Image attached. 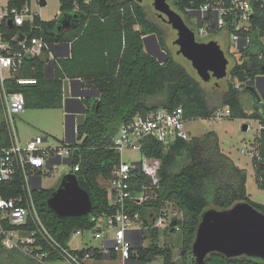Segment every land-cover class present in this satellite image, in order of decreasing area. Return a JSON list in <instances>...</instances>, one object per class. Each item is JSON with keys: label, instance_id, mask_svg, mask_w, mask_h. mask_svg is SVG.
<instances>
[{"label": "trees", "instance_id": "1", "mask_svg": "<svg viewBox=\"0 0 264 264\" xmlns=\"http://www.w3.org/2000/svg\"><path fill=\"white\" fill-rule=\"evenodd\" d=\"M25 1L10 0V6L22 7ZM208 1L176 0L172 6L178 13L191 16ZM253 1L257 3V0ZM61 4V16L53 21H41L37 17L34 24L27 23L22 28L6 26L5 31L7 40L11 41L17 34L27 33L30 37L43 38L54 47L71 44L70 55L56 60H51L48 52L46 57L28 56L20 75L34 78L37 83L20 85L7 79L4 87L10 94L22 93L26 108L39 110L64 108V82L67 79L81 80L84 89L100 92L99 97L86 100V119L78 125L77 142L71 144L75 149L73 163L80 164L76 175L80 186L91 195L93 212L84 217L61 218L48 206L50 196L57 189H41L33 193L45 225L61 244L67 246L75 231L93 229V217L110 216L117 211L110 204L108 192L100 181L109 179L121 160L113 147V138L122 124L136 115L146 116L159 108L174 110L182 107L188 120L211 119L216 107L211 105L200 82L171 56L161 60L147 52L146 44L152 39H157L161 49L165 50L164 34L148 18L141 3L136 0H61ZM258 4L261 14L252 19V30L241 33L243 37H250L248 46L242 49L247 50L245 60L232 68L231 81L221 104L231 108L229 119L260 121V136L255 143L259 155L253 161L259 187L264 190V114L259 107L254 113H247L241 97L243 92L254 95L247 88L254 87L257 77L264 75V44L261 41L264 37V7ZM187 8H192L193 13ZM60 19L71 20L72 28L59 30ZM211 20L212 14L209 15L210 28L215 31ZM52 61V72L47 73ZM235 80L239 81V86ZM166 81L169 83L165 95L159 99ZM10 144V129L0 89V147ZM142 152L162 161L160 199L142 206L128 204L127 211L132 215L139 213L144 224H148L152 213L160 212L167 202L173 203L183 214L178 220L183 242L179 259L174 260L173 248L159 244L160 231H150L151 245L138 249L137 260L141 264H153L158 257H162V264H197L193 244L203 213L211 205L227 210L246 202L264 213V204L254 202L248 193V171L222 151L216 132L194 137L191 141L178 140L168 151L156 139L147 138ZM24 196L21 174L13 181L0 183L1 199L21 200ZM1 240L0 235V264H22L16 263L15 257L23 253L4 249ZM27 258L32 262L29 264H41ZM103 258L102 254H96V259ZM52 259L49 256L48 260ZM205 264H264V260L213 254Z\"/></svg>", "mask_w": 264, "mask_h": 264}, {"label": "built area", "instance_id": "2", "mask_svg": "<svg viewBox=\"0 0 264 264\" xmlns=\"http://www.w3.org/2000/svg\"><path fill=\"white\" fill-rule=\"evenodd\" d=\"M43 1H46V5H43ZM174 1L176 0H171L170 3ZM257 3L261 8L264 7V0H257ZM257 3L253 0H215L214 3L209 0L198 12L193 13L192 8H187V11L193 13L192 16L196 18L198 25L197 15L201 17L202 27L198 26V34L202 38L225 30L241 50L250 42V37H243L241 33L250 32L253 28L252 19L261 14ZM47 7L48 0H26L22 7H11L10 0H0V89L11 136V144L0 147V183L13 181L21 174L25 192L21 200L0 198L1 245L9 251H20L41 264H95L97 253L102 254L104 258L119 259L123 264H133L134 247L140 240L138 231L159 230L165 225L174 228V231H180L178 220L183 218L182 212L178 211L173 203L167 202L160 212L151 214L148 227H139L136 222L144 221L141 215H132L127 211L128 204L142 206L160 199L162 161L145 156L142 152L143 142L147 138H154L168 151L178 140L191 141L194 137L187 128L189 120L185 117L182 107L174 110L159 108L146 116L136 115L128 123L122 124L113 138V147L120 154L121 160L114 167L111 177L103 180L110 204L115 206L117 211L110 216L93 217L94 227L89 230L101 244L81 249H72L69 244H61L45 225L33 193L36 187H43L42 171L54 169L58 163L72 165L73 172L70 173L80 171V164L73 163L75 149L70 143L63 147L53 146L49 144V138L43 136L22 142L17 132L15 117L27 109L26 99L22 93H8L4 87L7 79L15 80L20 85L36 84V79L20 75L24 60L28 56L42 57L54 47L43 38L30 37L27 33L17 34L12 41L7 40L5 27L10 26V21H13L14 27L21 28L27 23L34 24L37 17L44 21L37 10ZM210 14L216 27L215 31L206 29V24L210 26ZM60 15L61 8L55 19ZM21 36L24 37L23 41H19ZM14 41L16 43H13ZM231 114L229 106L220 104L216 106L211 119H229ZM73 130L74 137L77 138V124ZM126 152L130 153L131 161L125 159ZM136 153L138 157H133L132 154ZM174 221L177 222L175 227L172 226ZM86 232L88 231L77 230L72 238L83 236ZM49 256L53 259L48 260Z\"/></svg>", "mask_w": 264, "mask_h": 264}, {"label": "rangeland", "instance_id": "3", "mask_svg": "<svg viewBox=\"0 0 264 264\" xmlns=\"http://www.w3.org/2000/svg\"><path fill=\"white\" fill-rule=\"evenodd\" d=\"M142 6L148 16V18L163 31V39L165 44V50L159 48L157 39L148 41V49L151 54L157 56L161 60H167L168 57H172L177 64L185 68V70L195 79H197L207 98L212 106H219L222 102L223 95L228 90V83L231 81L232 68L245 60V52L239 50L237 45L231 40V35L221 30L213 33L208 38H202L198 33L200 29L197 20L194 16H188L180 14L187 24H190V28H194L197 33V40L199 42H210L212 40L218 41L226 57L229 59L228 76L223 80L212 79L210 82L203 81L196 69L193 67L192 62L185 58L182 54H178L180 47L175 44L178 39V32L173 27L164 21L154 6V0H143ZM35 5V1H33ZM172 9L173 6L171 4ZM61 0H48V7L37 12L42 16L44 21H53L55 15L60 11ZM36 10L37 7L35 6ZM175 10V9H174ZM176 11V10H175ZM177 12V11H176ZM206 29H210L209 24H206ZM264 44V37L261 39ZM237 85H240L238 80H235ZM164 91H161L159 99H163L165 95V89L169 81L165 82ZM66 93L71 95V85L66 84ZM248 106V105H246ZM85 121L84 115L77 118V125L83 124ZM17 132L22 142H25L32 137L43 136L49 138V144L53 146H65L67 141V121L66 114L63 109L52 110H39L33 108H27L24 112H21L15 117ZM248 124L250 126L248 131H243V126ZM187 128L193 137H203L209 132H216L220 137L222 151L229 155L236 163L248 171V183L247 190L251 199L260 204H264V190L259 187L257 181V168L254 164L253 158L259 155L257 146L255 145L256 139L260 136L261 124L260 121L255 119H192L187 122ZM129 152L125 153V159H129ZM133 157H138V153L132 154ZM73 172L72 165L68 163H58L54 169L42 171L43 188L45 189H58L61 185L63 177ZM103 187H106L103 179L100 181ZM209 208H214L211 205ZM140 220L136 222V225L142 227H148V224ZM159 244L162 246H170L174 250V256L179 259L180 249L183 242L182 231L172 232L171 228L167 225L162 226L160 229ZM100 241L95 240L93 232L88 231L83 236H74L69 245L72 249H81L88 246H98ZM149 240L145 241V245H149ZM16 263H32L25 255H16ZM162 257H158L155 260V264H162ZM13 264V262H12ZM105 264V262H103ZM106 264H122V261L109 260Z\"/></svg>", "mask_w": 264, "mask_h": 264}, {"label": "water", "instance_id": "4", "mask_svg": "<svg viewBox=\"0 0 264 264\" xmlns=\"http://www.w3.org/2000/svg\"><path fill=\"white\" fill-rule=\"evenodd\" d=\"M136 1L142 3L143 0ZM170 2L171 0H154V6L159 16L178 32V39L175 41L180 47L178 54H182L192 62L200 78L205 82L227 78L230 62L219 42L215 40L207 43L199 42L195 30L172 9ZM43 5H46V1H43ZM197 16L198 26L201 28V17ZM59 24V30L72 28L71 20L60 19ZM9 25L14 27L13 21H10ZM153 37L155 38V35ZM23 40L24 37L21 36L19 41ZM67 45L70 48V44ZM158 46L161 48L160 45ZM146 50L151 54L147 44ZM69 55L70 52L66 56ZM50 66L54 67L53 61L48 65L47 73ZM262 78H264L262 75L257 77L256 85L247 88L255 96H259V80ZM72 82H79L81 90L92 92L94 97L100 96L98 91L83 89L81 80H72ZM73 98L77 96L74 95ZM67 103L68 101L65 102L66 106ZM249 128L250 126L245 124L243 131H248ZM76 142L77 138L74 137V140L68 143ZM41 189H43L42 185L35 188V190ZM48 206L61 218L84 217L90 215L94 209L91 195L80 186L76 173H68L63 177L59 188L50 196ZM176 225L177 222L174 221L172 226ZM174 230L173 228L172 232ZM192 252L197 264H205L207 258L213 254H221L228 258L250 257L264 260V213L246 202L237 203L227 210L207 209L203 213Z\"/></svg>", "mask_w": 264, "mask_h": 264}, {"label": "crops", "instance_id": "5", "mask_svg": "<svg viewBox=\"0 0 264 264\" xmlns=\"http://www.w3.org/2000/svg\"><path fill=\"white\" fill-rule=\"evenodd\" d=\"M70 51H71V48H69L68 45H63L61 47H58V46L53 47V50L51 52H48L50 55L49 58H51V60L60 59V58L64 57L63 55H67ZM43 56L46 57V54H44ZM49 72H52L51 66H50ZM262 76H264V75H262ZM67 83H69L71 85V95L70 96H68L66 93V84ZM255 85H256V80H255ZM74 95L77 96V98H73ZM93 95L94 94L92 92H85V91L81 90L79 82L73 83L72 80H69V79L65 80V82H64V108H62V109L64 110V113L66 114V121H67V141H66V143L72 142L74 140V130L73 129H74L75 124H77L76 123L77 118L79 116L84 115V117L86 119V105H85V103H86V100H88V99H95L96 97H94ZM241 97H242V101L244 103V106H245L247 113L252 114L255 112L256 107H259V111L262 114H264V78L259 80V96H254L250 93L243 92ZM258 97H259V99H258ZM66 101H68L67 106L65 105ZM246 105H248V106H246ZM137 233H138L140 240L138 241V243L135 244V247H134L133 264H141L137 260L138 249L146 248V247L150 246L152 243V240H153L150 231H144V232L138 231ZM142 233H143V235H142ZM146 240H149V242H150V244L147 246L145 245ZM109 260L119 261V259L103 258L102 260L97 259L95 264H103V262H105V264H106ZM174 260H177V258L175 256H174ZM122 264H123V262H122ZM153 264H155V262Z\"/></svg>", "mask_w": 264, "mask_h": 264}, {"label": "flooded vegetation", "instance_id": "6", "mask_svg": "<svg viewBox=\"0 0 264 264\" xmlns=\"http://www.w3.org/2000/svg\"><path fill=\"white\" fill-rule=\"evenodd\" d=\"M184 19H185V16H184ZM194 29V28H193ZM196 32V31H195ZM152 41V40H151Z\"/></svg>", "mask_w": 264, "mask_h": 264}, {"label": "clouds", "instance_id": "7", "mask_svg": "<svg viewBox=\"0 0 264 264\" xmlns=\"http://www.w3.org/2000/svg\"><path fill=\"white\" fill-rule=\"evenodd\" d=\"M196 35H197V33H196ZM242 49H243V47H242ZM242 49H241V50H242Z\"/></svg>", "mask_w": 264, "mask_h": 264}]
</instances>
